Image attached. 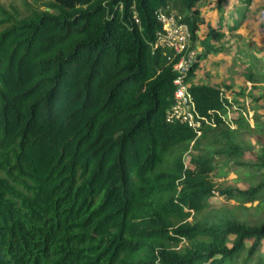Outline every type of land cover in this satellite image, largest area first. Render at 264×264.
I'll return each mask as SVG.
<instances>
[{"label":"trees","instance_id":"1","mask_svg":"<svg viewBox=\"0 0 264 264\" xmlns=\"http://www.w3.org/2000/svg\"><path fill=\"white\" fill-rule=\"evenodd\" d=\"M41 1L23 15L0 4V264H264V122L215 115L195 141L165 122L176 74L152 50L159 10L204 48L186 78L198 112H223L217 86L191 84L224 38L197 36L200 0ZM229 162L246 190L215 182Z\"/></svg>","mask_w":264,"mask_h":264},{"label":"rangeland","instance_id":"2","mask_svg":"<svg viewBox=\"0 0 264 264\" xmlns=\"http://www.w3.org/2000/svg\"><path fill=\"white\" fill-rule=\"evenodd\" d=\"M240 1L223 0L219 3V0H200L197 3L196 9L204 22L200 25L199 36L203 38L208 27H211L215 30L221 28L224 38L220 43H215L217 53H210L200 59L191 84L213 85L221 91L230 93L240 102L237 104L243 107V113L253 127L252 118L254 117L264 122V0H251L243 9L240 8L243 5ZM0 4L9 11L16 10L19 15H23L27 8L34 5L43 8L41 0H0ZM239 18L242 20L241 27L235 32L230 31L229 25L239 22ZM203 51L204 48L201 46L200 53ZM248 72L258 76L260 81L258 83L250 81ZM253 85H256L255 90H252ZM257 98L258 100L255 101ZM254 133L256 135V132ZM239 138L246 151H251L255 156L261 155V149L256 144L254 134L243 128L239 131ZM251 153H247L246 159L243 160L250 162ZM191 154L195 153L189 152L183 157L185 164L192 156ZM233 164L234 162L227 164V171H229L227 175L220 174L216 169L215 182L221 188L236 187L246 190L247 184L239 180L242 168H236ZM236 169V176L230 173ZM210 202L219 209L225 201L213 198Z\"/></svg>","mask_w":264,"mask_h":264},{"label":"built area","instance_id":"3","mask_svg":"<svg viewBox=\"0 0 264 264\" xmlns=\"http://www.w3.org/2000/svg\"><path fill=\"white\" fill-rule=\"evenodd\" d=\"M156 19L161 25V30L156 33L153 48L165 52L168 62L173 63V71L177 76L173 82V103L165 113V122L186 126L194 134V140L201 137L205 128H214L215 115L228 129H234V120L238 113L246 118L243 110L233 104L231 99L220 94L223 112L211 110L202 115L198 112L186 76L190 66L196 61L199 53L198 43L192 40L188 25L174 10H159ZM225 101V102H224Z\"/></svg>","mask_w":264,"mask_h":264},{"label":"clouds","instance_id":"4","mask_svg":"<svg viewBox=\"0 0 264 264\" xmlns=\"http://www.w3.org/2000/svg\"><path fill=\"white\" fill-rule=\"evenodd\" d=\"M161 30V29H160ZM197 36H199V34L197 33ZM198 49H199V53H200V49H201V47L199 46V44H198ZM152 50H155V48H153V45H152ZM199 53L197 54V57H196V61L190 66V68H189V70L191 69V67L197 62V58H198V55H199ZM167 60V59H166ZM170 65H172V70H173V63H169ZM189 70H188V72H189ZM174 72V71H173ZM175 74H176V72H174ZM176 76H177V74H176ZM187 76H188V73H187ZM187 76H186V78H187ZM176 78V77H175ZM175 80V79H174ZM174 80H173V82H174ZM186 83L189 85V83L186 81ZM174 86V85H173ZM189 87H190V85H189ZM190 92V91H189ZM191 94V93H190ZM220 94H224V95H226L228 98H230L231 99V101H232V103L233 104H235V105H237L238 106V104L237 103H240V102H238L237 100H235V98L230 94V93H227V92H225V91H219V93H218V98H220ZM234 101V102H233ZM243 110V109H242ZM166 113V112H165ZM244 118V120L245 121H247L248 122V124H249V120L247 119V116H246V118L245 117H243ZM168 124V123H167ZM252 124V123H251ZM172 125V124H171ZM173 125H176V124H173ZM179 125V124H178ZM250 125V124H249ZM253 126V125H252ZM251 127V126H250ZM235 129V128H234ZM233 130V129H232ZM203 133V132H202ZM202 136V135H201ZM195 141V140H194ZM194 141L192 142V144H191V147L193 146V144H194ZM191 152V151H190ZM189 160V159H188ZM184 165H185V168H190V167H187V166H189V163H188V161H187V163L185 164L184 163ZM179 189V188H178Z\"/></svg>","mask_w":264,"mask_h":264},{"label":"crops","instance_id":"5","mask_svg":"<svg viewBox=\"0 0 264 264\" xmlns=\"http://www.w3.org/2000/svg\"><path fill=\"white\" fill-rule=\"evenodd\" d=\"M234 102V101H233Z\"/></svg>","mask_w":264,"mask_h":264}]
</instances>
